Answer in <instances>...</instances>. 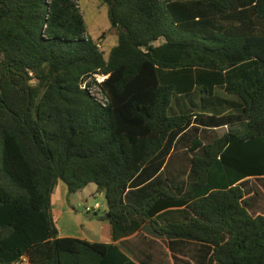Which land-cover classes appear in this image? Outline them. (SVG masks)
I'll return each instance as SVG.
<instances>
[{
	"label": "trees",
	"instance_id": "obj_1",
	"mask_svg": "<svg viewBox=\"0 0 264 264\" xmlns=\"http://www.w3.org/2000/svg\"><path fill=\"white\" fill-rule=\"evenodd\" d=\"M81 1L0 0V264H139L60 237V182L105 193L116 240L147 222L171 251L198 245L196 264H264L245 189L264 179V0H104L108 57Z\"/></svg>",
	"mask_w": 264,
	"mask_h": 264
},
{
	"label": "rangeland",
	"instance_id": "obj_2",
	"mask_svg": "<svg viewBox=\"0 0 264 264\" xmlns=\"http://www.w3.org/2000/svg\"><path fill=\"white\" fill-rule=\"evenodd\" d=\"M80 6L87 27V35L99 41L101 50L108 57L119 40L118 31L113 29L110 23L109 7L104 0H82ZM103 80V77L97 78L98 83ZM92 93L103 101L96 85L92 88ZM236 130L244 133L246 127L240 124L214 130L201 129L199 134L204 143L208 144L216 138L223 137L229 131ZM245 189L247 198L251 197V213L253 215H264V179H250ZM97 191L98 188L95 184H91L75 194H69L68 187L63 182L56 186L52 194V213L62 236L98 242L112 239L111 224L108 221L99 220V218L105 216L108 210L105 193ZM187 218H189V215L181 220ZM142 231L139 236L141 239L145 238V234H151L153 230L145 227ZM197 247L199 246L193 244L187 247L190 258L198 254ZM159 262L162 263L163 261ZM170 262L168 260L169 264H171Z\"/></svg>",
	"mask_w": 264,
	"mask_h": 264
},
{
	"label": "crops",
	"instance_id": "obj_3",
	"mask_svg": "<svg viewBox=\"0 0 264 264\" xmlns=\"http://www.w3.org/2000/svg\"><path fill=\"white\" fill-rule=\"evenodd\" d=\"M180 212L181 211H176V210H174L173 212V217L174 219H176V221L182 219ZM160 223L163 222L160 221ZM145 227L153 230L150 224L148 225V223L146 222L141 225L140 230H137L136 232H134L129 236L118 238L117 240L114 239L113 234H111L112 239L110 241H102V242H98L94 240H87V241L93 243L98 242V243L117 245L127 256H129V258H131L133 261L139 264H169L168 260L171 261L170 262L171 264H175L173 258L174 256L178 257V259L181 260L182 259L191 260L193 264H196V262L189 257L187 250V247L190 246L191 244L196 246L194 242L188 241L185 243L183 240L173 239V241H175L174 243L175 250L171 251L170 249L171 239L167 237L158 236L157 234H155L154 230L152 231L151 234H145V238L141 239L139 236L141 234V231ZM60 237H67V236H62L60 233ZM72 238H76V237H72ZM82 240H86V239H82ZM197 248L199 249V247ZM159 261H163V262L160 263ZM18 264H29V262L27 261V259H24L22 262Z\"/></svg>",
	"mask_w": 264,
	"mask_h": 264
},
{
	"label": "built area",
	"instance_id": "obj_4",
	"mask_svg": "<svg viewBox=\"0 0 264 264\" xmlns=\"http://www.w3.org/2000/svg\"><path fill=\"white\" fill-rule=\"evenodd\" d=\"M101 77H103V78H104V80L106 79V77H105V76H101ZM98 78H99V77H98ZM104 80H103V81H104ZM103 81H102V82H103ZM102 82H100V83H102ZM97 88H98V87H97ZM91 92H92V90H91ZM88 210H90V209H88Z\"/></svg>",
	"mask_w": 264,
	"mask_h": 264
}]
</instances>
